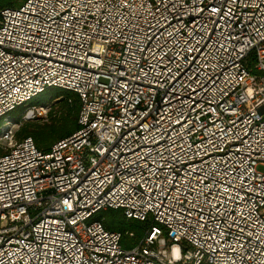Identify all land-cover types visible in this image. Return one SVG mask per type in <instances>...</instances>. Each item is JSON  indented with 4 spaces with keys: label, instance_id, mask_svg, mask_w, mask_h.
<instances>
[{
    "label": "built area",
    "instance_id": "2783aa9c",
    "mask_svg": "<svg viewBox=\"0 0 264 264\" xmlns=\"http://www.w3.org/2000/svg\"><path fill=\"white\" fill-rule=\"evenodd\" d=\"M52 86L79 127L0 135V264H264V0L0 7V119Z\"/></svg>",
    "mask_w": 264,
    "mask_h": 264
},
{
    "label": "trees",
    "instance_id": "16d2710c",
    "mask_svg": "<svg viewBox=\"0 0 264 264\" xmlns=\"http://www.w3.org/2000/svg\"><path fill=\"white\" fill-rule=\"evenodd\" d=\"M18 2H20V0H0V7H10ZM49 89H51L52 92ZM48 92H51L56 96H60V100L62 101V108L59 111L58 118L56 119L55 123H44L43 126H38L31 132L25 133L26 136L21 137L25 138L27 135L32 137L36 146L43 151L49 150L54 142L69 136L78 129V114L81 108L80 99L77 92L60 87H48L44 90V92L32 97L26 105L16 107L8 114L9 116L19 107H24L26 110L27 107L35 108L37 105L43 104ZM49 114H51V112ZM2 120L3 119H0V121ZM95 218L100 219L107 229L119 231L122 234L121 242L127 247L135 244L138 241L148 225V222L146 221L126 217L121 208L107 207L105 209L99 210L95 214ZM129 232L132 234H129Z\"/></svg>",
    "mask_w": 264,
    "mask_h": 264
},
{
    "label": "rangeland",
    "instance_id": "374dc122",
    "mask_svg": "<svg viewBox=\"0 0 264 264\" xmlns=\"http://www.w3.org/2000/svg\"><path fill=\"white\" fill-rule=\"evenodd\" d=\"M49 90L51 91V89ZM51 92L47 93L45 102L37 105L34 109V115H31L30 117L25 116V108L19 107L7 116L6 119L0 121V135H2L4 130L10 129L12 131L13 138L19 139L26 136L25 133L31 132L34 128L43 126L44 123H55L59 116V111L62 108V101L60 100V96H56ZM50 112L51 114H49ZM3 149V146L0 145V152H2ZM256 169L264 170V165L262 163H258L256 165Z\"/></svg>",
    "mask_w": 264,
    "mask_h": 264
}]
</instances>
